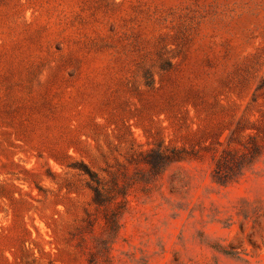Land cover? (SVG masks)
Masks as SVG:
<instances>
[{
  "label": "rangeland",
  "instance_id": "374dc122",
  "mask_svg": "<svg viewBox=\"0 0 264 264\" xmlns=\"http://www.w3.org/2000/svg\"><path fill=\"white\" fill-rule=\"evenodd\" d=\"M0 264H264V0H0Z\"/></svg>",
  "mask_w": 264,
  "mask_h": 264
}]
</instances>
